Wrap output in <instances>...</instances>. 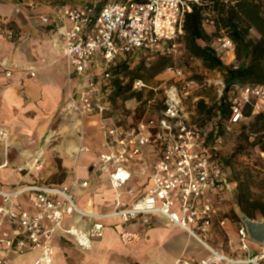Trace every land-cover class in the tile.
I'll use <instances>...</instances> for the list:
<instances>
[{
	"label": "built area",
	"instance_id": "2783aa9c",
	"mask_svg": "<svg viewBox=\"0 0 264 264\" xmlns=\"http://www.w3.org/2000/svg\"><path fill=\"white\" fill-rule=\"evenodd\" d=\"M200 2L89 0L53 9L54 19L63 23L58 29L59 44L72 80L61 113L79 122L91 116L111 120L102 126L104 150L96 166L108 175L115 194V209L100 215L80 208L75 193L89 183L75 177L69 184L31 185L13 191L0 185V264H9L14 255L32 252L39 253L34 264H56L52 240L57 232L72 236L79 247L91 251L95 240L104 237L106 226L102 220L107 218L119 219V240L124 247H133L141 235L129 225L139 219L149 227L150 217L155 214L184 230L208 253L197 260L179 257L176 264H264V244L252 241L246 226L231 215L230 203L235 200L237 190L224 160L209 144V130L193 123L185 112L182 98H187L188 92H182L181 97L178 88L173 87L167 91L164 108L136 124L123 125L114 115L111 92L118 75L115 70L134 54L171 57L179 54L184 47L185 16L192 11L193 4ZM28 5L37 8L35 4ZM43 21L54 23L51 17ZM204 26H214V21L207 19ZM2 34L10 39L17 36L14 30ZM214 46L222 59L235 52L234 41L224 31L216 37ZM168 71L184 76L182 70ZM13 72L0 62V73L5 77L12 78ZM28 76L35 77V70H28ZM194 85H197L194 81L186 84L189 88ZM142 87L143 81L135 80L134 88ZM254 101L264 102V86L239 87L231 98L230 124L242 122L244 108ZM0 140L9 141L3 128ZM78 151L90 149L80 144ZM41 161L42 155L34 165ZM131 181L140 189L130 185ZM126 195L133 199L128 200ZM73 215L94 222L86 230L63 227L65 217ZM236 223L237 241L225 239L214 245V234L228 235L229 226ZM248 242L259 245L260 251L253 252Z\"/></svg>",
	"mask_w": 264,
	"mask_h": 264
},
{
	"label": "crops",
	"instance_id": "0c3cea01",
	"mask_svg": "<svg viewBox=\"0 0 264 264\" xmlns=\"http://www.w3.org/2000/svg\"><path fill=\"white\" fill-rule=\"evenodd\" d=\"M22 6L12 0H0V62L14 70L12 78L0 73V128L10 135L9 143L0 140V185L13 191L31 185L69 184L71 176L62 183L49 181L58 171L54 157H59L63 169L68 173L76 172L80 182L89 183L88 187L75 193L78 206L100 215L113 212L114 190L108 175L96 166L104 150L102 126L111 120L91 116L79 122L75 117L61 113L72 85L69 63L59 44L58 29L62 20L54 19L53 10L26 11ZM45 17H51L54 23H44ZM5 30H14L17 36L7 38L2 34ZM30 69L35 70V77L28 76ZM31 140H35V144H30ZM80 144L88 146L90 151L81 152L77 159ZM39 152L48 158V168L41 173L28 165ZM130 185L140 189L135 181ZM125 198L132 200L133 196L126 195ZM21 199L26 203L24 197ZM150 221L149 227L139 219L129 225L132 231L141 235L139 243L129 248L119 240L120 221L117 218L102 220L106 226L104 237L95 240L91 251L79 247L72 236L57 232L52 240L55 263L176 264L179 257L197 260L208 255L198 241L181 228L169 225L164 216L152 215ZM93 222L91 218L73 215L65 217L63 227L76 226L86 230ZM237 225L229 226L228 235L215 233L214 245L225 239L236 242ZM250 243L253 252L260 251L259 245ZM38 255V252L14 255L9 264H28L27 261L34 264Z\"/></svg>",
	"mask_w": 264,
	"mask_h": 264
},
{
	"label": "trees",
	"instance_id": "16d2710c",
	"mask_svg": "<svg viewBox=\"0 0 264 264\" xmlns=\"http://www.w3.org/2000/svg\"><path fill=\"white\" fill-rule=\"evenodd\" d=\"M207 19L214 21L213 27L216 32L213 35L205 29L204 23ZM184 31L185 49L193 57L202 60L207 68L219 70L224 76L225 90L221 100L211 107L204 100L199 102V112L206 116L205 120H216L214 126L207 128L208 141L213 148L216 139L224 134L225 124H230L232 115L230 95H233L239 87L264 86V0H201L199 4H193L192 11L186 14ZM223 31L235 43L238 65H226L212 44V40ZM252 31L256 36H253ZM137 58L139 54H134L115 70L116 73L122 70L129 71V64ZM172 60L171 56H158L152 65L147 66L143 58L130 71L132 76L127 84H123L119 78L114 81L111 92L112 101L115 102L119 98L127 99L130 92L133 98V84L135 80L143 79L144 69L150 70L151 77H154L167 68H171ZM254 106L255 101L244 108V117H252ZM248 130L247 126L243 127L244 134ZM250 132L256 135L251 146L259 147L264 152V113L254 116V122L250 124ZM260 133L263 135L258 136ZM247 140H250V135L247 136ZM230 180L237 190L236 202L241 211L254 220L259 217L264 218V177L255 180L250 174L242 177L230 173ZM232 217L239 221L234 212Z\"/></svg>",
	"mask_w": 264,
	"mask_h": 264
},
{
	"label": "rangeland",
	"instance_id": "374dc122",
	"mask_svg": "<svg viewBox=\"0 0 264 264\" xmlns=\"http://www.w3.org/2000/svg\"><path fill=\"white\" fill-rule=\"evenodd\" d=\"M15 3H21L22 8L26 11H30L31 7L28 4H35L37 8L52 11L58 6H77L88 2L89 0H12ZM106 2L108 0H101ZM26 3V4H24ZM36 8V9H37ZM205 29L209 34H215L216 29L213 26H206ZM256 36L255 33H252ZM215 38L212 40L214 44ZM203 44V43H202ZM158 56H150L145 54H139V58L135 59L129 64V71L122 70L118 73L119 78L123 84H127L132 74L130 71L135 68L136 65L144 58L147 62V66L152 65V62L157 60ZM226 65H238L239 62L236 58V54L229 53L223 59ZM171 68L173 70H182L184 76L180 77L173 72H169L167 68L162 73L151 77V71L144 69L143 83L145 87L141 89H135L133 84V98L131 92L128 94L127 99L119 98L114 105V115L118 117L123 125L136 124L142 120L148 119L159 113L164 108L167 91L173 87H177L181 97L182 92H188L187 98L183 97V105L185 112L193 123L200 125L206 124L207 128H211V125H215L216 120H205L206 116L199 112V102L204 100L205 103L211 107L217 104L225 90L224 76L219 70H212L206 67L202 60L193 57L185 47L181 48L179 54L173 57ZM139 80V79H137ZM194 81L197 85L192 87L186 86L187 82ZM184 87H186L184 89ZM182 90V91H181ZM234 95V94H233ZM233 95H230L232 98ZM257 102H255V105ZM264 113V102H258L256 107L254 106V112L252 117H244L241 123L231 125L226 123L224 127V134L219 136L213 147L218 152L220 157L224 160L231 175L235 173L237 176L253 175L255 180H260L264 177V152L259 147H252L251 142L256 135L250 132V124L254 122V116ZM247 126L249 130L244 134L243 127ZM250 135V140H247V136ZM263 133L258 134L262 136ZM219 140V141H217ZM10 141V135H9ZM8 141V143H9ZM7 144V143H6ZM30 144H35V140H31ZM39 151H42L39 149ZM43 153V152H42ZM81 156V153L77 154V159ZM38 158L35 157L32 161ZM54 162L58 166V171L51 177V182L62 183L71 176L72 178H78L76 172L68 173L61 166V159L54 157ZM40 167L37 168V165ZM35 164L34 171L39 173L48 168V158L46 155H42V161ZM237 205L235 200L231 201V215L235 213V207ZM259 217L257 220H262ZM251 244L250 242H248ZM28 264H30L27 261Z\"/></svg>",
	"mask_w": 264,
	"mask_h": 264
},
{
	"label": "water",
	"instance_id": "95a60500",
	"mask_svg": "<svg viewBox=\"0 0 264 264\" xmlns=\"http://www.w3.org/2000/svg\"><path fill=\"white\" fill-rule=\"evenodd\" d=\"M235 214L246 226L249 238L257 244H264V218L262 220L251 219L241 211L238 205L235 207Z\"/></svg>",
	"mask_w": 264,
	"mask_h": 264
},
{
	"label": "bare ground",
	"instance_id": "6f19581e",
	"mask_svg": "<svg viewBox=\"0 0 264 264\" xmlns=\"http://www.w3.org/2000/svg\"><path fill=\"white\" fill-rule=\"evenodd\" d=\"M41 154H42V152H39L38 153V157H40L41 156ZM36 160H34V161H32L30 164H28L29 166H34V162H35Z\"/></svg>",
	"mask_w": 264,
	"mask_h": 264
}]
</instances>
